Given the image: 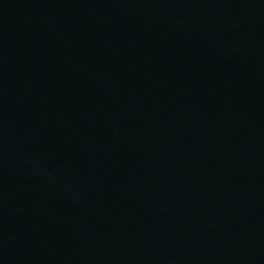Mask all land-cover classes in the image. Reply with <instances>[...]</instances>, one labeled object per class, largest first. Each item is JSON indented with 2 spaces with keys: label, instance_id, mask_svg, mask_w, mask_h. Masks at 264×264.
I'll return each instance as SVG.
<instances>
[{
  "label": "water",
  "instance_id": "1",
  "mask_svg": "<svg viewBox=\"0 0 264 264\" xmlns=\"http://www.w3.org/2000/svg\"><path fill=\"white\" fill-rule=\"evenodd\" d=\"M0 264H264V0H0Z\"/></svg>",
  "mask_w": 264,
  "mask_h": 264
}]
</instances>
